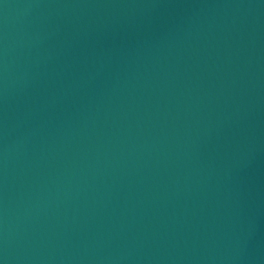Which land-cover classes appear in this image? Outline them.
Listing matches in <instances>:
<instances>
[{
	"label": "water",
	"instance_id": "95a60500",
	"mask_svg": "<svg viewBox=\"0 0 264 264\" xmlns=\"http://www.w3.org/2000/svg\"><path fill=\"white\" fill-rule=\"evenodd\" d=\"M0 264H264V0H0Z\"/></svg>",
	"mask_w": 264,
	"mask_h": 264
}]
</instances>
